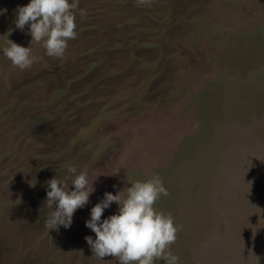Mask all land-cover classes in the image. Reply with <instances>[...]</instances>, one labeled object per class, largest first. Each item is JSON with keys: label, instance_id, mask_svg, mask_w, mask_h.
<instances>
[{"label": "rangeland", "instance_id": "374dc122", "mask_svg": "<svg viewBox=\"0 0 264 264\" xmlns=\"http://www.w3.org/2000/svg\"><path fill=\"white\" fill-rule=\"evenodd\" d=\"M28 2L0 0V264H118L94 256L85 220L155 173L179 264H264V0H80L63 59L16 29ZM69 165L95 191L49 229L47 181Z\"/></svg>", "mask_w": 264, "mask_h": 264}, {"label": "clouds", "instance_id": "9594fccd", "mask_svg": "<svg viewBox=\"0 0 264 264\" xmlns=\"http://www.w3.org/2000/svg\"><path fill=\"white\" fill-rule=\"evenodd\" d=\"M145 2L138 0L139 4ZM79 5L80 0H29L17 8L15 27L22 31L27 24L31 41L42 42L47 56L63 59L68 42L78 35L77 15L83 18L87 14ZM2 51L21 70L31 67L36 59L30 47L10 40ZM67 173L65 181L55 178L47 181L49 190L44 203L48 213L44 223L49 229L69 228L76 210L83 208L95 191L97 175L94 173L78 172L72 165L67 166ZM168 194L158 173L131 183L126 192L118 191L115 195L105 192L91 207L90 218L85 220V227L95 234L94 238L85 237L94 256L101 260L111 256L118 264H157L161 260L164 264H179V256L170 249L179 227L170 213L165 214L155 207L156 202ZM113 202L117 212L102 219Z\"/></svg>", "mask_w": 264, "mask_h": 264}]
</instances>
